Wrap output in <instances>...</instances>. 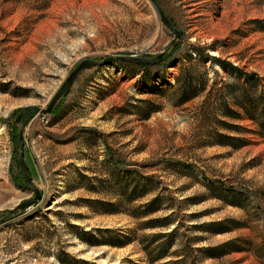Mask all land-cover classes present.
Returning a JSON list of instances; mask_svg holds the SVG:
<instances>
[{"label": "rangeland", "instance_id": "374dc122", "mask_svg": "<svg viewBox=\"0 0 264 264\" xmlns=\"http://www.w3.org/2000/svg\"><path fill=\"white\" fill-rule=\"evenodd\" d=\"M0 0V264H264V0ZM173 41L172 45H169ZM166 48V49H165ZM191 87L192 96L183 92Z\"/></svg>", "mask_w": 264, "mask_h": 264}, {"label": "water", "instance_id": "95a60500", "mask_svg": "<svg viewBox=\"0 0 264 264\" xmlns=\"http://www.w3.org/2000/svg\"><path fill=\"white\" fill-rule=\"evenodd\" d=\"M151 3L153 4L154 8L156 9L161 21L173 32L175 38L178 36V31L172 26L171 22L168 20V18L164 15L163 11L161 10L157 0H150ZM173 41L169 44L172 45ZM166 49V48H165ZM163 53L158 54L156 57L152 59H147L143 57H133V56H117V57H109L106 58L102 61H92V60H83L79 63V65L69 74L65 82L61 85V87L58 89V91L55 93V95L52 97L50 100L48 106L46 109H39L38 107H27L23 109L17 116L16 122L20 126V131H19V137H18V147H17V155H18V162L20 166V170L24 179V183L26 187L31 189L33 192L34 196L31 199L25 200L21 203H19L15 208L10 210L8 214L2 218H0V225L5 223L9 218H13L16 216H19L24 213V210L26 207L34 203L35 201L39 200L41 198L40 192L32 185L30 177L27 174L26 167L23 162V157H22V125H21V118L31 112H45L48 113L52 110V107L56 103V101L60 98V96L67 90L69 85L72 83L74 78L78 75V73L83 70L86 67L90 66H101L107 63H112L114 61H135V62H142L146 64H154L157 62L161 57Z\"/></svg>", "mask_w": 264, "mask_h": 264}, {"label": "trees", "instance_id": "16d2710c", "mask_svg": "<svg viewBox=\"0 0 264 264\" xmlns=\"http://www.w3.org/2000/svg\"><path fill=\"white\" fill-rule=\"evenodd\" d=\"M215 61H217L222 68H230L240 76H244L247 79L246 91L239 106L245 110V112L249 115V118L257 125L259 134L264 140V98L263 95L255 96L254 91L252 93L250 92L256 84L253 76L242 74L237 68L229 65L228 63L219 61L217 59H215ZM183 92L191 94L189 96H192L195 93L192 91L191 87H186Z\"/></svg>", "mask_w": 264, "mask_h": 264}]
</instances>
